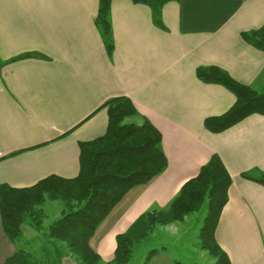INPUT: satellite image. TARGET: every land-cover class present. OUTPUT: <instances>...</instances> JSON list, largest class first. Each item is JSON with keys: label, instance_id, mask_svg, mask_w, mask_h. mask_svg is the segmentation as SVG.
I'll list each match as a JSON object with an SVG mask.
<instances>
[{"label": "crops", "instance_id": "0c3cea01", "mask_svg": "<svg viewBox=\"0 0 264 264\" xmlns=\"http://www.w3.org/2000/svg\"><path fill=\"white\" fill-rule=\"evenodd\" d=\"M98 10L99 0H0V184L78 176L80 143L106 133L103 105L125 96L140 112L133 121L148 119L162 133L168 166L131 189L98 227L90 246L99 264H112L117 236L166 208L214 154L232 177L216 239L232 264H264V186L243 177L264 172V115L211 133L205 120L236 97L197 77L199 67L216 66L241 84L264 86V52L241 36L264 26V0H172L162 10L165 30L150 7L113 0L112 56ZM26 53L42 56L15 60ZM165 249L151 264H174ZM16 250L0 215V264Z\"/></svg>", "mask_w": 264, "mask_h": 264}, {"label": "trees", "instance_id": "16d2710c", "mask_svg": "<svg viewBox=\"0 0 264 264\" xmlns=\"http://www.w3.org/2000/svg\"><path fill=\"white\" fill-rule=\"evenodd\" d=\"M131 1L150 7L154 24L166 29L162 10L172 0ZM112 2L99 0L95 19L109 56L115 49ZM241 36L264 52V26L243 32ZM41 56L26 53L15 60ZM197 77L205 83L224 86L236 97L235 104L227 112L205 120V128L211 133H222L253 114L264 115V86L241 84L226 70L216 66L199 67ZM102 108L108 113L107 131L101 137L80 143L78 176L52 175L27 188L0 184L2 226L6 236L16 245L23 238L25 226L41 233L46 218L43 207L48 200L63 204L61 217L43 235L45 259L41 261L34 254L17 248L4 264H68L69 261L73 264H99L101 257L90 246L98 227L131 189L150 183L166 170L168 159L163 149L162 133L148 119L141 124L128 121L140 115L130 98H111ZM243 177L264 186L262 171L245 172ZM231 185L230 173L220 156L214 154L198 175L182 186L166 208L145 212L125 233L117 236L113 263H129L135 246L154 235L158 227L183 222L205 204L207 208L199 233L201 248L211 256L212 264H232L216 239ZM162 248L149 251L143 264H151L154 256L166 250ZM173 262L186 264L177 259Z\"/></svg>", "mask_w": 264, "mask_h": 264}, {"label": "rangeland", "instance_id": "374dc122", "mask_svg": "<svg viewBox=\"0 0 264 264\" xmlns=\"http://www.w3.org/2000/svg\"><path fill=\"white\" fill-rule=\"evenodd\" d=\"M128 121H133V118ZM206 208L207 206L204 204L200 211L188 215L183 222L169 225L168 231L171 230L172 233L164 227H158L154 235L135 246L134 254L127 264H143L149 251L162 247L167 248V255L186 264H212L213 259L207 251L201 248L199 240ZM43 209L46 218L41 233L25 226L22 240L18 245L15 244L17 248L34 254L41 261L45 259L43 246L46 240L43 235L48 231L50 225L61 217L63 204L59 201L48 200ZM68 264H73V262L69 261Z\"/></svg>", "mask_w": 264, "mask_h": 264}]
</instances>
